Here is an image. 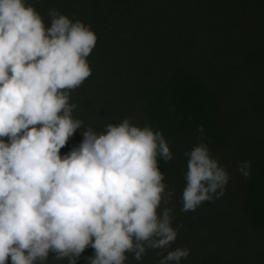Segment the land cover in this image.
<instances>
[{"label":"clouds","instance_id":"1","mask_svg":"<svg viewBox=\"0 0 264 264\" xmlns=\"http://www.w3.org/2000/svg\"><path fill=\"white\" fill-rule=\"evenodd\" d=\"M48 15L50 27L27 0H0V264H46L50 252L77 264L87 248V264H125L127 253L140 261L147 249L167 251L159 264H180L190 249H169L183 225L172 226V208L158 213L173 196L157 162L173 158L162 132L127 118L99 134L89 127L60 155L83 125L70 92L90 77L98 37ZM184 155L182 213L219 199L230 179L205 143ZM237 171L250 179L251 161Z\"/></svg>","mask_w":264,"mask_h":264},{"label":"trees","instance_id":"2","mask_svg":"<svg viewBox=\"0 0 264 264\" xmlns=\"http://www.w3.org/2000/svg\"><path fill=\"white\" fill-rule=\"evenodd\" d=\"M162 1L164 7L169 6L167 0ZM186 1L195 15L226 33L233 43L221 67L215 59L196 58L184 34L180 39L176 31L166 34L149 12L141 14L144 22L119 1L57 0L61 10L64 5L80 15L87 11L92 17L87 13V25L98 37L87 57L91 75L79 87L85 101L77 104L87 117V128L100 130L132 118L133 126L162 132L173 158L165 163L158 157V167L164 181L175 185L180 195L186 186L188 158L184 153L198 144L205 143L211 157L220 156L235 166L237 185L230 189L235 198L227 197L226 205L237 204V212L228 218L230 225L222 215L213 218L215 227L227 229L232 237L236 235L230 227L236 225L234 231L239 228L241 237L250 239L251 249L255 243L264 244V0ZM27 3L44 18V24H51V19H45V0ZM161 15L158 12L155 18ZM120 16H126L132 28L127 29ZM181 39L187 56L179 48ZM69 103L75 104L72 97ZM201 125L203 134L197 131ZM241 161H251L247 181L237 171ZM216 201L220 199L204 202L214 214Z\"/></svg>","mask_w":264,"mask_h":264},{"label":"rangeland","instance_id":"3","mask_svg":"<svg viewBox=\"0 0 264 264\" xmlns=\"http://www.w3.org/2000/svg\"><path fill=\"white\" fill-rule=\"evenodd\" d=\"M116 2H120L121 5L125 7V9L132 10V13H137V17L146 22V17L141 15L143 12H149L150 17L156 19L157 23L161 24L162 29L165 30L166 34H172V32L176 31L178 38H183V34L187 39H189L190 47L192 48L193 54L196 58L199 59H208V60H216L215 65L221 67V64L224 63L225 55L229 49H232L233 43L228 39V35L224 32L217 31L213 27H211L208 23L204 22L200 17L194 14L190 4L186 0H167V7H164V2L162 0H115ZM48 3V5H47ZM45 19H51L48 15L49 11L52 9L57 10L58 12L67 16V14H71L72 17H68L70 20L75 22L79 20L84 22L87 25V22H90V18L92 20L91 15L86 11V13L79 14L78 11H70L67 6H62V10L57 8V0H45ZM110 6L109 10L112 8ZM41 12V10H40ZM160 12L161 15L159 18L157 17V13ZM90 18H89V16ZM75 17V20L74 18ZM44 19V18H43ZM120 21L123 25L129 29L132 28L130 21L126 16L124 18L120 16ZM48 23V22H47ZM46 27H50L51 24H45ZM159 31V30H158ZM156 34L157 30L154 29ZM159 35V34H158ZM154 36V35H153ZM154 36V41H155ZM179 43V48L185 53V56L188 55L185 45L181 41H177ZM225 42H228V49L226 52H222V48L225 46ZM155 44V43H154ZM145 51V49H143ZM156 51V49H155ZM82 87V86H81ZM76 92V93H75ZM83 92H80V88L75 89L70 92V97L75 101L77 108L73 111V118L79 119L81 117V121H83V125L81 129H78L73 137H71L68 143L64 148L60 150V155L63 156L68 154L74 147H78L79 144L83 140L82 133L87 130V124H85V120L87 117L84 116V112L81 111V106H78L77 103L85 101ZM74 98V99H73ZM83 112V113H82ZM93 131L96 133H102L106 130V128L98 129L97 126H90ZM100 128V127H99ZM7 142V141H6ZM68 147L67 151H64ZM216 159L221 166H223L228 172L230 179L228 184L224 189V195L221 196L220 202L216 205L217 213H213L212 210L206 206L205 203H202L199 206L200 211H189L182 213L180 209L182 208V194L180 195L178 189L175 185L170 184L168 182L165 183L166 192L172 191L173 196L169 202L172 205L174 216L172 226L175 228L177 225H183L180 228L177 239L174 243L171 244L169 250H175L177 248H187L190 249V255L187 259H182L180 264H241L243 260L247 261L248 264H264V244L255 243L252 245V248L249 249L250 239H243L240 235L239 228L235 230L236 225H232L230 229L234 232L236 237L229 236L226 232L221 231L217 227H215L214 216L222 215V219H225L227 225H230V221L228 218L231 215H235L237 212V204L228 206L227 197H231L230 189L232 185L236 186V176L235 174V166H231L224 158L220 156L212 157ZM234 199V195H232ZM216 199H214L215 201ZM166 207L164 202L162 201L158 213L162 214L163 209ZM198 213V214H197ZM199 215V216H198ZM200 218H204L203 222ZM247 239V241H246ZM127 260L125 264H159L160 260L164 255H167V251L163 250H153L147 249L146 254L142 257L140 261L134 259L133 253H127ZM94 256V250L91 248L85 249V251L81 254L80 258L77 261V264H87L88 258ZM7 264H11V260L7 261ZM46 264H68V260L61 259L56 260L54 258L53 253H49V258Z\"/></svg>","mask_w":264,"mask_h":264}]
</instances>
